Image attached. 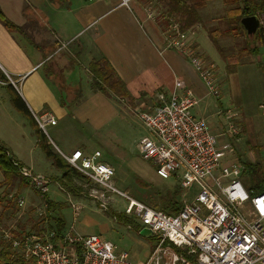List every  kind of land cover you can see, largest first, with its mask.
I'll list each match as a JSON object with an SVG mask.
<instances>
[{
  "label": "crops",
  "instance_id": "0c3cea01",
  "mask_svg": "<svg viewBox=\"0 0 264 264\" xmlns=\"http://www.w3.org/2000/svg\"><path fill=\"white\" fill-rule=\"evenodd\" d=\"M152 1L157 8L161 5L159 0H136L130 8L119 6L118 0H0V12L18 28L17 31H9L0 20V66L15 78L22 79L19 92L9 84L0 83V141L22 167L34 175L44 176L50 183H60L70 206L81 204L84 207L88 203L84 194L92 200L90 185H86L88 192L81 186L83 191L78 194L63 186V172L45 164V161L51 160L39 144L37 127L29 116L14 107L15 95L21 98L31 114H52L56 117L57 124L48 127L60 141V125L68 123V133H74V121L95 125L100 120L110 119L123 111L120 100L131 103L129 110L133 109L136 113L153 112L162 102V96L167 100L173 94L175 81L180 79L199 101L192 109L193 115L206 121L221 145H231L233 154H226L224 164L237 162L243 170L247 163L264 165V116L261 112L264 105V45H260L246 61L235 62V69L228 72L229 61L221 57V65H215L192 38L198 28L192 30V44L206 62L210 60L215 65L214 78L220 92L215 105L200 73L188 58L167 47L162 24L148 18L146 7ZM96 61H105L110 65L126 87V99L106 95L94 88L95 76L91 66ZM0 73L4 75L1 69ZM228 113L234 115V121L241 129L235 137L227 133ZM36 140L46 160L38 154ZM62 145L66 151L55 144L67 155L78 150L84 155L94 153L79 144L64 146L63 139ZM102 158L101 153V161L110 164ZM3 181L4 174L0 170V184ZM48 200L50 202L44 201L42 206L46 210L43 224L40 227L32 224L26 234L33 232L35 227H39L37 232H53L58 226H67L68 220L61 210L66 204ZM48 202L54 206L50 214L47 212ZM93 202L98 206V200ZM173 203L181 206L175 197ZM35 207L41 208L40 205L31 208ZM163 207L172 209V206ZM81 211L76 215L73 209L74 223L78 218L81 224L89 222L87 218H82ZM118 215L121 214L113 211V216L120 220ZM129 220L131 224L128 222V228L135 230L140 237L134 238V241L142 252L137 257L142 258L134 259L137 257L131 252L119 251L116 246L117 252H127L133 262H140L149 256L154 239L153 236L142 237L140 231L143 226ZM107 230L108 227L103 232ZM79 231L76 229V232Z\"/></svg>",
  "mask_w": 264,
  "mask_h": 264
},
{
  "label": "built area",
  "instance_id": "2783aa9c",
  "mask_svg": "<svg viewBox=\"0 0 264 264\" xmlns=\"http://www.w3.org/2000/svg\"><path fill=\"white\" fill-rule=\"evenodd\" d=\"M92 1V0H90ZM127 8L136 0H118ZM149 19L162 24L167 47L189 59L200 73L212 96L219 98L215 83V65L206 62L191 42L193 31L183 30L180 24L164 12L146 7ZM264 31V15L258 17ZM6 81L18 92L22 79H17L1 66ZM181 92V93H179ZM153 112H140L139 118L150 130L138 149L142 158L151 162L156 174L163 180L180 179L182 200L177 214L152 208L134 199L113 182L115 169L101 161V152L84 155L81 150L67 155L57 153L74 171L81 174L90 188L91 196L100 202V208L112 204L114 196L127 200L125 214L153 233L154 245L147 259L133 262L127 252L97 235H80L74 227L55 232H30L21 238L13 234L7 239L13 249L28 264H264V192L246 189L241 181L243 166L237 162L226 165L223 160L230 144L221 145L218 136L211 133L203 119L196 118L192 109L198 99L185 83L177 79L175 90ZM264 116V105L261 106ZM38 128L49 138L47 128L56 125L52 114H32ZM227 133L235 137L241 133L233 114H227ZM20 174L41 198L49 191V180L34 175L22 167ZM193 193V200H187ZM19 208L25 201L18 199ZM77 215L81 207L72 205ZM38 217L46 210L37 208Z\"/></svg>",
  "mask_w": 264,
  "mask_h": 264
},
{
  "label": "rangeland",
  "instance_id": "374dc122",
  "mask_svg": "<svg viewBox=\"0 0 264 264\" xmlns=\"http://www.w3.org/2000/svg\"><path fill=\"white\" fill-rule=\"evenodd\" d=\"M205 1L206 7L201 11L204 22L203 28L198 26V32L193 36L191 34V36L201 45L203 51L213 60L215 65H221L219 64L220 61H222L220 59L221 55L209 39V34L207 32L208 30L215 31L216 36H219L220 33H224L226 29H229L221 17L227 9V3L225 2L226 0ZM149 5L153 7L156 13L158 11L166 12L162 5H159L157 8L153 1L150 2ZM250 37L249 40L246 37L238 38L233 35H229V37L223 36V38H221L220 45L225 48V53L230 59V64L246 61L253 53V51H249L250 49L254 47L260 48L261 44L256 41L254 35ZM209 62L213 63L210 60ZM213 100L216 102V105L218 102L217 98L213 96ZM120 101L123 102V104L120 103L123 107V111L120 112V114H116L110 119L100 120L95 125L87 121H74L72 124L74 133H68L70 129L69 124L63 123L59 127L60 141L57 140L54 133L48 127L47 131L49 138L63 151L66 150L62 145V139L64 140V146L72 147L79 144L84 149L90 148L89 151H101L103 154L102 159L107 160L115 169L113 182L118 189L128 192L134 199L142 201L152 208L157 207L165 209V207H163L164 205L171 206L174 197L178 200H182L183 193L186 192L181 191L180 179L173 177L168 180H162L157 176L153 164L142 158L138 145L144 137L150 136V130L140 120L139 112L136 113L133 109L129 110L131 103L123 100ZM226 103L227 101H225V104ZM35 143L37 145V140ZM55 144L52 147L53 149L56 148ZM54 151L56 152V150ZM37 152L45 159L43 151L38 145ZM228 153H232V149H228L226 154ZM45 162L49 168L58 171L51 161L48 160ZM249 179L247 174L241 176V181L248 190L250 189L248 184ZM59 184L54 181L51 182L49 184V192L45 197L47 199L59 200L62 201L61 204H66V207H63L61 210L66 220H68L67 226L65 227V229H68L72 227L74 223L72 215L73 209L72 206H70L71 204H67L68 199L60 189ZM86 185L87 182H83V180L76 181V186L78 188L83 186L85 191L88 192L89 190ZM13 187L0 189V241L3 239L10 242L4 239L6 234L8 238L11 237V234L15 233L25 235L28 231L27 228H31L32 224L35 223L40 227L43 219H46V216L38 217L36 207L31 208L33 205H40L42 208L45 200H42L40 194L36 192L29 183H23L21 187L19 185ZM88 187L92 188L91 186ZM83 196H86L84 199H86L88 203H86L84 207L81 204L77 205H80L82 209V214L80 213L83 215L82 218H87L89 222L81 224L78 218L73 225L75 233L80 235H98L102 239L116 245L119 251L131 252L134 257L141 255L142 252H139L140 248L134 241V238L140 237L135 230L128 228V222L130 223L129 219L133 221L134 219L124 215L127 200L120 196H114L115 201L103 211L100 209L99 201L98 206L93 202L95 197L91 196V193L90 196L92 200L89 197L87 198L86 194ZM18 199H23L25 201L23 208L18 207ZM187 200L189 202L193 200V193H187ZM113 211L121 214L118 215L120 220H117L113 216ZM39 227L33 228V232L37 233L36 229ZM106 227H108V230L104 233L103 229ZM75 228L78 231L80 229L79 233L76 232ZM139 258L142 257L134 259Z\"/></svg>",
  "mask_w": 264,
  "mask_h": 264
},
{
  "label": "trees",
  "instance_id": "16d2710c",
  "mask_svg": "<svg viewBox=\"0 0 264 264\" xmlns=\"http://www.w3.org/2000/svg\"><path fill=\"white\" fill-rule=\"evenodd\" d=\"M160 4L165 8L167 16L175 18V20L180 24L183 30H193L198 26L204 25L203 17L201 11L206 7L205 0H159ZM227 9L224 11L222 20L226 23L229 29H226L224 33H220L216 36L215 31L208 30L209 39L212 41L215 48L218 50L221 57L226 61L230 59L226 56L225 48L220 45L221 38L229 37L233 35L236 37H246L248 40L251 38L244 26L242 25V20L249 16L260 17L264 15V0H226ZM0 20L6 26L9 31H17L18 28L9 22L4 15L0 12ZM256 41L261 45H264V31L259 28L254 35ZM249 51H257V47L250 49ZM236 63L229 64L227 71L231 72L235 69ZM91 71L95 76L94 88L98 91L114 96L119 99L127 98V90L122 81L115 75L110 65L105 61H96L91 66ZM0 80L6 81V77L0 73ZM13 105L23 114L30 117V119L35 123L37 127V135L39 137V144L43 149L45 155L48 159L52 161L55 167L63 172L62 184L70 192L78 194L82 192V188H78L74 181L84 180L83 176L78 172L71 169L67 163L57 154L52 146L48 143L47 137L38 128L31 112L27 109L26 105L23 103L21 98L17 95L13 98ZM22 165L14 158L10 153L8 147L0 141V170L4 174V181L0 184V189H7L10 187H15L19 185L20 187L23 183L28 184V180L20 174ZM247 174L249 176V188L256 192H264V165L263 164H244L243 175ZM13 187V188H14ZM45 201H49L44 196ZM50 202V201H49ZM48 202V203H49ZM174 204V205H173ZM171 204V210H166L170 214H177L181 206L173 203ZM54 206L51 203L48 204L47 212L50 214ZM157 209V207H154ZM48 214V215H49ZM64 226H58L53 232L57 235L61 232ZM14 235V234H13ZM15 238H21L17 234L14 235ZM0 264H28L24 259L16 252L12 244L5 240L0 241Z\"/></svg>",
  "mask_w": 264,
  "mask_h": 264
},
{
  "label": "water",
  "instance_id": "95a60500",
  "mask_svg": "<svg viewBox=\"0 0 264 264\" xmlns=\"http://www.w3.org/2000/svg\"><path fill=\"white\" fill-rule=\"evenodd\" d=\"M242 25L244 26L249 36L255 35L259 29V19L257 16L246 17L242 20ZM140 235L142 237L149 238L153 235V233L150 229L143 228L140 231Z\"/></svg>",
  "mask_w": 264,
  "mask_h": 264
}]
</instances>
